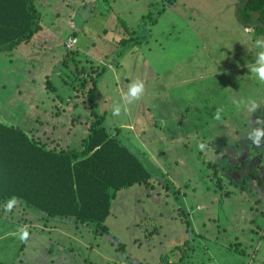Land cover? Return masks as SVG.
<instances>
[{"label": "rangeland", "instance_id": "1", "mask_svg": "<svg viewBox=\"0 0 264 264\" xmlns=\"http://www.w3.org/2000/svg\"><path fill=\"white\" fill-rule=\"evenodd\" d=\"M35 5L42 30L0 53L1 120L49 147L79 149L95 109L112 135L161 169L160 182L118 192L109 234L19 202L10 211L1 205L0 264H264V138L254 144L264 129V82L255 71L264 33L237 13L241 0ZM163 7L155 26L144 23L141 16ZM249 17L264 20V10ZM121 19L142 44L116 60L107 43L128 37ZM72 35L78 44L69 47ZM76 47L82 58L68 73L61 62ZM90 64L105 69L95 93L93 85L81 90ZM136 80L144 94L127 105L122 97ZM116 104L126 105L119 116Z\"/></svg>", "mask_w": 264, "mask_h": 264}, {"label": "trees", "instance_id": "2", "mask_svg": "<svg viewBox=\"0 0 264 264\" xmlns=\"http://www.w3.org/2000/svg\"><path fill=\"white\" fill-rule=\"evenodd\" d=\"M174 1L176 0H163L169 4ZM245 1L241 0V3ZM261 10H264V0H250L238 10L240 15H245V22L256 23L254 30L257 33H264V26L259 24L264 20H252L249 14ZM164 12L165 7L156 15L151 10L141 17L144 23L153 27ZM119 21L128 37L107 43L112 46L116 60L120 59L128 48L142 44L128 22L125 19ZM40 30L41 13L35 5V0H0V53L12 52L20 44L30 41ZM149 32L152 34V30ZM76 38L72 35L69 39H75L78 44ZM77 47L76 50L68 48L61 62V66L68 73L72 72L70 61L73 62L76 56L75 63H78ZM84 68L81 65L80 70H85ZM75 69L79 73L77 66ZM87 69H91L92 74L88 71L87 76L90 75V79L83 75L81 90L93 85L88 92L95 93L101 74L99 72L105 69L101 70L93 64ZM94 71L96 73H93ZM51 84L49 83L48 87L53 90ZM75 84L77 83L72 81V85ZM92 116L89 134L79 149L49 147V144L46 145L35 136L28 135L20 127L4 123L0 118V206L15 199L43 218L45 215L48 219H67L77 224L94 225L98 235L109 234L105 223L118 192L136 185L150 188L154 180L160 182L158 172L161 169L150 165L141 153L112 135L103 123L104 116L95 109ZM222 165L221 162H216L217 167ZM219 184H222L221 179ZM166 260L163 262H168ZM179 261L184 263L182 259Z\"/></svg>", "mask_w": 264, "mask_h": 264}, {"label": "clouds", "instance_id": "3", "mask_svg": "<svg viewBox=\"0 0 264 264\" xmlns=\"http://www.w3.org/2000/svg\"><path fill=\"white\" fill-rule=\"evenodd\" d=\"M262 39H258L256 41L257 44L261 42ZM260 60V67L256 69L255 71L258 72L259 74V79L261 82H264V52H258L257 53ZM145 91V86L142 81L136 80L133 81L132 84L128 86L127 92L123 95L122 101H125L127 105L133 104V102L139 101L141 97L143 96ZM126 105L124 104H116L113 108V115L114 116H119L121 114L122 107H125ZM126 110V108H125ZM256 139L254 141V144L256 147H260V140L261 138H264V129H257L255 132ZM201 148L204 147V145H200ZM16 201L13 199L6 205V211H10L13 206L15 205ZM27 238V233L25 232L22 236V239Z\"/></svg>", "mask_w": 264, "mask_h": 264}, {"label": "built area", "instance_id": "4", "mask_svg": "<svg viewBox=\"0 0 264 264\" xmlns=\"http://www.w3.org/2000/svg\"><path fill=\"white\" fill-rule=\"evenodd\" d=\"M76 42H77V41H76L75 39H74V40L72 39V40L70 41V43L68 44V46L71 47V46L75 45Z\"/></svg>", "mask_w": 264, "mask_h": 264}, {"label": "water", "instance_id": "5", "mask_svg": "<svg viewBox=\"0 0 264 264\" xmlns=\"http://www.w3.org/2000/svg\"><path fill=\"white\" fill-rule=\"evenodd\" d=\"M250 0H246L242 5H241V7L243 6V5H246L248 2H249ZM240 7V8H241ZM238 13V12H237ZM260 24V23H259ZM252 26H255V24H251ZM262 25V24H261ZM263 26V25H262Z\"/></svg>", "mask_w": 264, "mask_h": 264}, {"label": "flooded vegetation", "instance_id": "6", "mask_svg": "<svg viewBox=\"0 0 264 264\" xmlns=\"http://www.w3.org/2000/svg\"><path fill=\"white\" fill-rule=\"evenodd\" d=\"M242 4V3H241ZM260 24H262L264 26V22H259ZM246 24V23H244ZM248 24H251V23H248ZM256 24V23H255ZM229 172V170H227Z\"/></svg>", "mask_w": 264, "mask_h": 264}, {"label": "crops", "instance_id": "7", "mask_svg": "<svg viewBox=\"0 0 264 264\" xmlns=\"http://www.w3.org/2000/svg\"><path fill=\"white\" fill-rule=\"evenodd\" d=\"M74 129H76V128H74Z\"/></svg>", "mask_w": 264, "mask_h": 264}]
</instances>
